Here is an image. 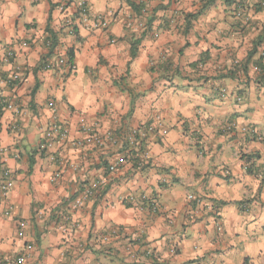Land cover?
<instances>
[{
	"label": "clouds",
	"instance_id": "clouds-1",
	"mask_svg": "<svg viewBox=\"0 0 264 264\" xmlns=\"http://www.w3.org/2000/svg\"><path fill=\"white\" fill-rule=\"evenodd\" d=\"M203 2L144 0L138 14L129 0H0V72L8 77L0 79L7 102L0 106L7 130L0 162L9 174L0 184V264H264V192L257 191L264 181V84L256 81L258 68L251 69V81L244 72L264 33V0H214L201 11ZM81 6L85 12L74 20ZM22 9L27 15L17 32L11 15ZM49 14L53 30L68 33L63 42H76L72 24L79 29V64L67 63L61 51L34 76ZM152 16L151 32L143 35ZM164 18L170 28H161ZM25 22L37 27L29 32ZM185 43L191 47L182 57ZM5 45L16 54L11 63ZM109 45L122 55L110 56ZM258 58L259 52L252 61ZM37 78L46 90L33 113L26 93ZM16 79L24 87L9 90L8 81ZM37 139L48 140V152L44 160L37 156L36 174L28 176L27 152ZM125 141L132 148L121 151ZM102 157L111 162L108 174L93 167ZM86 180L49 241L50 206L70 200ZM105 188L108 195L96 204ZM41 200L45 208L32 209L33 218L29 206ZM56 244L54 255L41 260Z\"/></svg>",
	"mask_w": 264,
	"mask_h": 264
},
{
	"label": "crops",
	"instance_id": "crops-1",
	"mask_svg": "<svg viewBox=\"0 0 264 264\" xmlns=\"http://www.w3.org/2000/svg\"><path fill=\"white\" fill-rule=\"evenodd\" d=\"M130 2H132L134 4V7L133 10L136 11L138 14L143 10L144 8V0H140V3L137 4L135 3V0H129ZM5 2H7V0H5ZM49 2H51V0H49ZM72 0H68V3H71ZM211 3H214V0H204V2L202 3L201 5V11L206 8L209 4ZM35 6V5H34ZM67 6V5H65ZM52 8H55L57 7V5L55 4H52L51 5ZM86 7V6H85ZM171 7V3H169L168 5H157L156 8L153 9V11H157V10H166L167 8H170ZM27 15V9H22L19 14H12L11 15V25L12 27L17 31L19 32V29H20V22H21V19L25 18ZM5 17V13L3 11H0V20H2L3 18ZM79 17V10L78 8L74 11L73 13V19H77ZM156 17L155 16H152L151 18L148 19L147 21V25H148V30L143 34V35H149L150 32H151V24H152V21L155 19ZM48 26L45 27V32H47V28H49L53 33H55L56 35V41L53 45V48L51 49L52 45L49 41L50 39V36L48 34V36L45 37L44 41H43V45L42 47L45 49V51L39 53L40 55V61L37 65V67L33 70V75L36 76V74L38 72H41V71H46L47 69H44L42 67V59L44 58L45 59V62L46 64L49 63L51 64V61L54 60V59H60V57L58 56V53L61 52V51H65L66 52V56H67V62L69 61V58L71 57V64L72 63H76L77 65L79 64V60H78V53L76 51V43L77 42H80L83 40V37L80 36L79 34V29L77 28V26L75 24H73L74 26V35L76 36V42L74 43H67V42H63L61 39H60V36L61 35H68V33H64V30H63V27H61L60 29V32L57 33L56 31L53 30V28L50 26L51 25V15L49 14L48 16ZM23 27L25 29H27L29 32H31V30L35 27H37L36 24H30L28 22H25L23 24ZM66 27V25H65ZM170 28L171 27V24H170V21L167 19V18H164V24L161 25V28ZM186 34V32H185ZM161 40H164V37H160ZM25 41L29 44H31V41L30 40H26L25 38ZM140 41L139 40H135L133 41L132 43V47L131 49L133 48L135 50V54H134V57L137 55V49H136V45L139 44ZM153 43V41L151 40H146L144 42V46L145 47H150L151 44ZM261 44H264V33H262L260 36L256 37L255 41H254V46L253 48L248 52V54L251 52L252 55L251 57L248 59V64L246 65V67L244 68V72L246 75H248V78H249V81L252 80L253 76L251 75V69L253 67H256L259 69V72L255 75V78H256V81L258 84H264V50H261L260 49V45ZM191 47V44L190 43H185V45L183 46V48L181 49H178L179 51V55L180 56H184L186 54V49L190 48ZM197 47H199V45H197ZM23 51V50H22ZM109 55L112 56V57H119L122 55L121 52H117V51H114L111 47V45H109ZM259 52V58L256 60V61H252V57L253 56H256L257 53ZM131 54V53H130ZM15 52L12 51L11 49V46L9 45H5L4 46V59L8 60L9 63L13 62L14 58H15ZM85 55V58L86 59H90V57L88 56L87 53L84 54ZM143 53H141V57L143 58ZM204 56H207L209 59H211V53H208V52H205L203 54ZM203 59V57H201ZM107 61L105 60L104 58V52H103V49L101 50V63H106ZM191 67H196V64H191L190 65ZM87 68H88V65L85 64V67H84V70L85 72H87ZM233 76V78H235V74H230ZM24 76H25V80L27 79V71L24 72ZM0 79H8L7 77V73H4V72H0ZM15 87H24V84L23 82H21L19 80V82L17 83H13V84H10L8 83V88L9 90L15 88ZM250 87V90H251V86ZM45 80H42L40 78H37L35 80V83L34 85L30 88V91H28L26 93L27 96L30 97L29 101H28V108L33 112L35 113L36 111V105H37V101L39 100L40 98V94L43 93L45 91ZM260 90H264V88H261ZM34 92V93H32ZM15 94V93H13ZM46 97H45V102H46ZM4 101V98L3 97H0V103ZM72 110L75 111V106L73 105L72 106ZM0 117H2V113L0 115ZM130 130V129H129ZM7 131L3 124L0 123V142H2L3 140V134L4 132ZM129 132V131H128ZM126 132L125 135L128 133ZM42 142V139H37V142L36 144L28 150L27 152V163H28V171L26 173V175L28 176H34V174H36V166H37V156H39L40 160H44L46 155H47V151L45 152H39L38 151V146L39 144ZM162 143V141H157V144H160ZM130 148L132 147H129L127 144H126V141H125V144H124V147L123 149H121V151H128ZM84 150L87 151V144L84 145ZM143 150V149H142ZM71 151V150H70ZM23 155V154H22ZM129 155L131 156H135V150L133 149ZM256 157L258 158L259 157V153H258V150L257 152L255 153ZM251 157H249L250 159ZM0 163H3L4 164V167L0 168V183L3 182V181H8L9 180V174H8V165H7V162H0ZM105 164L109 165L111 164V162L109 160H106V159H103V157L101 158V162L98 163V164H95L93 165L94 168L96 169H99L101 167H103L105 169ZM46 167V165H41L40 166V171L43 172L44 171V168ZM109 172H105V174H108ZM248 173L250 175H255L256 173V169L255 167H250L248 169ZM46 175V173H45ZM197 178H199V170H197ZM233 177L232 176H229L227 179L231 180ZM203 183L205 185L208 184V180L205 179L203 181ZM88 184V181H84V183L82 185L79 186V189L77 192H75L72 197L70 198V200H65L63 198H61V203L59 204H52L50 207H51V213H50V216L49 218L45 221V232L46 233H51V235H49L47 237V239L49 241H52L54 242L55 241V238L57 235H59L58 232L55 231L56 228H58L60 226V223H61V220L64 216H67L69 215V213H72V209L70 208V203H73V201L75 199H77L83 189H84V185H87ZM30 187V185H29ZM109 188H105L104 190H102L98 196H97V200H96V204H99L109 193ZM258 192H264V181L261 182V187L260 189L257 190ZM45 201L41 200L39 202H36V201H33L30 206H29V210H30V213L32 215V217L34 218L35 217V212L34 211H31L32 209H44L45 208ZM197 201H194L192 202V207L195 208L197 206ZM95 207L96 205L94 204L93 205V211H92V215L95 216ZM126 209L128 212L132 211V209L127 205L126 203ZM225 212H228V211H231L230 209H225L224 210ZM119 215V213H117ZM33 223H35V220L33 219ZM87 239L88 240H91L92 239V236L91 234H87ZM37 243L38 244H42L43 243V240L41 238V234L39 233V231H37ZM129 243H138V241H129ZM26 246H27V242H25ZM60 245L59 244H56L55 247H50L48 249H46L45 251H42L41 254H40V259L41 260H45L47 256H52L54 255V252H55V249L58 248ZM101 253H97V255H100ZM54 264V262H53ZM245 264H250V262L248 260L245 261Z\"/></svg>",
	"mask_w": 264,
	"mask_h": 264
},
{
	"label": "built area",
	"instance_id": "built-area-1",
	"mask_svg": "<svg viewBox=\"0 0 264 264\" xmlns=\"http://www.w3.org/2000/svg\"><path fill=\"white\" fill-rule=\"evenodd\" d=\"M85 9H86L85 6H81V7L78 8V10H79V16L81 15V13H84V12H85ZM66 26H67V25H66ZM70 32H71L72 34H74V26H73V24L70 26ZM49 66H50V64L47 63L44 69H48ZM17 82H19V79H16V80H9V81H8V83H10V84L17 83ZM0 106H4V107H6V106H7V102L4 100L3 102L0 103ZM0 115H1V113H0ZM130 133H131V129L129 130V132H128L126 135H128V134H130ZM136 139L139 140V135H138V134L136 135ZM47 144H48V140H47V139H42V142H41V143L39 144V146H38V151H39V152H45V151H47V150H48V148H47ZM126 144H127L129 147H132V145H131L128 141H126ZM57 162H58V159H57ZM110 170H111V164H109V165L107 164V172H110ZM4 182H7V181H3V182H1L0 184H2V183H4ZM84 190H85V189H83L81 195L84 193ZM6 194H7V193H5V195H6ZM81 195H80V196H81ZM80 196H79V197H80ZM75 201H76V199L73 201V203H74Z\"/></svg>",
	"mask_w": 264,
	"mask_h": 264
},
{
	"label": "trees",
	"instance_id": "trees-1",
	"mask_svg": "<svg viewBox=\"0 0 264 264\" xmlns=\"http://www.w3.org/2000/svg\"><path fill=\"white\" fill-rule=\"evenodd\" d=\"M129 3L131 4L132 8H135V7H134V4H133L132 2L129 1ZM47 33H48L49 36H50L49 41H50L51 45H52V44L54 45V43H55V41H56V35H55V33H53L49 28H47ZM53 45H52L51 49L53 48ZM134 54H135V50L132 48V49H131V55L134 57ZM251 55H252V53L250 52V53L248 54V59L251 57ZM71 59H72V58L70 57V58H69V61H68L67 63L71 64ZM41 64H42V67L45 68V66H46V62H45V59H44V58L42 59ZM32 93H34V92H32ZM104 167H105V170L107 171V165H106V164H105Z\"/></svg>",
	"mask_w": 264,
	"mask_h": 264
}]
</instances>
